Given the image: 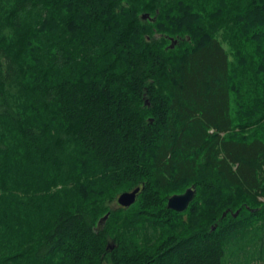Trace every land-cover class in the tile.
I'll return each instance as SVG.
<instances>
[{"label": "trees", "instance_id": "trees-1", "mask_svg": "<svg viewBox=\"0 0 264 264\" xmlns=\"http://www.w3.org/2000/svg\"><path fill=\"white\" fill-rule=\"evenodd\" d=\"M240 259L264 260V0H0V264Z\"/></svg>", "mask_w": 264, "mask_h": 264}, {"label": "water", "instance_id": "water-1", "mask_svg": "<svg viewBox=\"0 0 264 264\" xmlns=\"http://www.w3.org/2000/svg\"><path fill=\"white\" fill-rule=\"evenodd\" d=\"M148 15L142 16V20L148 19ZM176 44V41L171 42L170 48L172 49ZM140 189L136 188L130 192H124L120 194L116 200V203L119 207L127 209L131 207L136 199L137 195L139 194ZM195 196V192L192 188L187 189L183 194L173 195L168 198L166 207L174 212L182 213L187 210L190 203L193 201ZM239 212L235 213L234 217L238 215ZM225 216V214L223 215ZM108 218V214L104 216L101 220V223H104ZM214 230V229H213Z\"/></svg>", "mask_w": 264, "mask_h": 264}, {"label": "rangeland", "instance_id": "rangeland-1", "mask_svg": "<svg viewBox=\"0 0 264 264\" xmlns=\"http://www.w3.org/2000/svg\"><path fill=\"white\" fill-rule=\"evenodd\" d=\"M241 260L242 259H240L239 261ZM239 264H264V260L252 259L249 262H247L246 260H242Z\"/></svg>", "mask_w": 264, "mask_h": 264}, {"label": "bare ground", "instance_id": "bare-ground-1", "mask_svg": "<svg viewBox=\"0 0 264 264\" xmlns=\"http://www.w3.org/2000/svg\"><path fill=\"white\" fill-rule=\"evenodd\" d=\"M153 118V117H152ZM124 190H126V189H124ZM103 207V206H102ZM107 211V210H106ZM105 212V211H104ZM16 225V224H15ZM38 247V246H37ZM250 247V246H249ZM251 248V247H250ZM42 250V249H41ZM41 254H42V252H41ZM12 257V256H11ZM52 260V259H51ZM11 264H12V262H11Z\"/></svg>", "mask_w": 264, "mask_h": 264}]
</instances>
